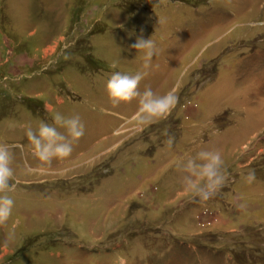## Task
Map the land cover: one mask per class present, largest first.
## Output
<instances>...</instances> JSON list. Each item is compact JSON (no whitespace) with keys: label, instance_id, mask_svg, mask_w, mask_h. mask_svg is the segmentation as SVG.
<instances>
[{"label":"rangeland","instance_id":"1","mask_svg":"<svg viewBox=\"0 0 264 264\" xmlns=\"http://www.w3.org/2000/svg\"><path fill=\"white\" fill-rule=\"evenodd\" d=\"M260 21L264 0H0V143L24 146L0 264H264ZM139 35L158 49L147 62ZM112 71L146 72L140 91L175 87L178 102L126 123L137 101L111 103ZM54 111L78 114L84 134L42 167L24 133ZM201 149L221 151L226 178L196 202L176 162Z\"/></svg>","mask_w":264,"mask_h":264},{"label":"clouds","instance_id":"2","mask_svg":"<svg viewBox=\"0 0 264 264\" xmlns=\"http://www.w3.org/2000/svg\"><path fill=\"white\" fill-rule=\"evenodd\" d=\"M259 25H264V21L258 22ZM130 47L135 49L146 62L158 52L155 41L151 37L144 38L143 35L137 36ZM146 74L143 71L135 73L112 71L107 74L104 88L114 106L128 103L134 99L137 101V110L126 123L135 121L137 124L147 125L163 119L178 102L175 87L164 94L155 93L151 87H145L143 91H140L138 86ZM119 132L120 128H117L113 135H117ZM24 134L32 156L43 167L50 165L53 159H62L70 155L73 142L84 134V124L78 114L69 116L54 111L51 123L40 120L35 129L29 126L25 129ZM174 139L173 135H168L164 142L168 150L172 149ZM14 147L22 150L24 146L0 143V224H4L9 219L15 203L13 196L10 195L15 186L13 183L15 179L14 152L12 150ZM176 168L180 174L182 191L190 195L196 202L210 199L224 185L226 178L224 161L221 151L218 149L198 150L194 154L178 160ZM27 170L29 172L36 171L31 167H28ZM255 178V171L252 169H249L246 174H242L244 182L249 184ZM13 235L12 231L7 234L9 239ZM120 264H124L123 258H120Z\"/></svg>","mask_w":264,"mask_h":264}]
</instances>
